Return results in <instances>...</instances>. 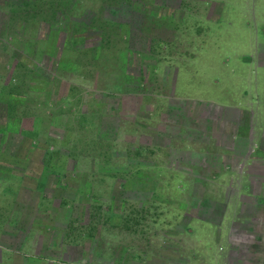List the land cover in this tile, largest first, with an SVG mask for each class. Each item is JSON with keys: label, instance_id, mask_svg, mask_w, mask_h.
I'll use <instances>...</instances> for the list:
<instances>
[{"label": "rangeland", "instance_id": "374dc122", "mask_svg": "<svg viewBox=\"0 0 264 264\" xmlns=\"http://www.w3.org/2000/svg\"><path fill=\"white\" fill-rule=\"evenodd\" d=\"M185 5L189 9L187 15L167 16L150 15L149 0H0V188L8 186L11 191L8 190V221L1 226L7 227L8 223V232L29 233L25 252L35 254L40 232L62 221L63 213L71 220L65 234L64 229L55 228L59 236L54 247L59 253L45 254L39 260L29 257L24 260L26 264H89L91 252L94 253L93 264H163L164 259L167 264H180L190 256L181 251L179 218L187 213L196 214L202 205L199 199L204 194L207 197L202 206L204 213H218L213 210L215 202L227 203V189L203 192L196 190V186L190 187L197 178L211 183L214 178L218 182L222 175L218 176V172L215 177L200 176L204 173L191 155L201 150H219L218 144L209 142L216 132L214 123L230 116L228 112L216 110L212 104L205 106L193 98L198 86L208 87L209 79L199 83V78L176 77V67L179 71L186 68L190 59L195 60L203 43L211 42L209 39L198 43L197 37L207 30L211 32L214 16L207 12L197 14L196 9L200 7L195 0H188ZM134 8L139 13H134ZM53 18H57L60 25L69 22L66 33L50 30ZM21 20H24L22 24ZM19 26L26 29L22 37L25 41L8 42L11 31ZM86 42H101L104 58L96 60L95 52H77L78 46L82 48ZM36 45L40 52L31 61L37 65L36 70L31 69L34 65L23 66L24 73L14 84L16 88L8 90V56L12 52L21 54L14 51L19 48L32 56ZM205 52L202 64L211 72L209 55L214 53L213 45L205 47ZM98 71L104 73L100 79L96 75ZM40 72L41 78L53 80L51 86L47 87L41 79V84L31 88L33 91H27L29 76L35 78ZM182 83L194 93L187 91L183 93L187 97L177 98L175 88ZM158 98L161 101H157ZM169 105L175 106L171 115L165 112ZM151 109L155 110L153 116L149 115ZM137 116L140 123L135 126L133 118ZM149 117L154 119L149 124L153 132L165 133L164 137L162 134L157 137L160 143H151L149 135L140 129L139 124ZM51 122L63 126L49 128ZM99 123L105 124L102 138H109L108 141L97 138ZM198 124L199 127L204 124L207 133L204 143L202 130L197 131ZM117 126L118 133L113 129ZM51 130H56V136H61L64 130L67 141L63 144L80 156L79 168L89 173L92 170L95 185H91V191L74 190L68 176L61 181L60 188L53 185L58 181L52 175L47 177L46 185L37 180L34 172L41 167L46 140L57 144L51 138L55 137ZM98 135L101 137L100 133ZM121 137L127 142L119 141ZM138 144H141L139 148ZM27 151V159H24ZM135 152H142L140 162L131 161L126 171L116 168L120 156L131 159L137 157ZM165 153L171 158L167 159ZM182 155V160H178ZM156 160H168L169 167L161 170L164 167L158 164L154 172ZM206 161L213 162L211 158ZM72 165V159L65 163L68 168ZM107 169H110L108 173ZM13 171L24 172L21 177H25L24 184L30 190L23 195L17 189L18 184L14 187L8 180L1 179ZM119 182L124 183V188L112 191ZM184 185L189 187L184 189ZM261 193L264 195V191ZM236 195L231 203L241 206L239 191ZM112 197L124 200L120 213L113 209L119 206L112 204L116 202ZM186 198L188 202L182 204ZM240 211L241 208L232 206L230 213L238 215ZM118 214L123 216L121 221L113 219ZM92 215H96L94 231L82 228L81 222L87 223ZM99 223H103V228L97 233ZM21 242L8 235V264L20 263L22 255L16 256L14 249H21ZM64 244L70 245L66 248ZM191 261L194 263L195 259Z\"/></svg>", "mask_w": 264, "mask_h": 264}, {"label": "crops", "instance_id": "0c3cea01", "mask_svg": "<svg viewBox=\"0 0 264 264\" xmlns=\"http://www.w3.org/2000/svg\"><path fill=\"white\" fill-rule=\"evenodd\" d=\"M186 1L188 0H149V4H151L149 13L150 15L155 13L167 16L187 15L189 9L187 5H185ZM195 1L196 4L198 2V7H200V10L196 9L197 14L204 15L207 12L214 16L211 22V32L207 30L206 34L203 33L202 36L198 35V43L206 42L209 39L211 42L207 44L203 43L202 48L197 51L195 60L190 59L186 63V68L184 67L179 71V68L176 67V77H181L182 80L199 78V83L209 79L210 82L208 87L198 86V91L196 90V95L193 98L198 99L199 102L205 104V106L212 104L216 110L228 112L230 117H226L222 120L218 119L216 123H214V130L216 132L212 134L209 142L218 144L219 150H201L197 151L195 156L191 155V158L195 157L198 160L197 167L204 173L199 174L200 176L209 174L215 177L218 172V176L222 175L219 177L218 182L216 180L217 178L213 177L214 179L211 183L200 181L197 178L198 181L196 180L195 183H191L190 187L196 186V190L201 189L203 192L209 189L220 191H225L227 189L229 194L226 204L223 201L215 202V205L213 204V210L218 213H204L203 207L207 198L204 194L202 199H199V203H202V205L198 207L196 214L187 213L179 218L182 224L180 231L182 236L181 251L182 254L186 253L187 256H190L188 261H182L180 264H189V261L192 259H195V262L193 263L191 261V264H264V195L261 193L264 191V0ZM134 13L139 12L135 9ZM202 25L206 26L204 23ZM202 29V31L205 32L206 29L203 27ZM25 31L26 29L24 28L19 31L17 29L12 30L10 41L8 38V42H17V39L24 40L22 37ZM14 32L19 33L16 34ZM58 32H60V30H58ZM64 32L66 33V31ZM35 41L36 40L31 42ZM212 45L214 53L210 54L209 57L212 59L210 61H212L213 70L208 72L203 66L202 60L206 53L205 47ZM38 48V45H36L34 55L32 56L26 55L25 51H22L21 55L15 56L19 57L16 59L12 54L8 56V90H14L16 88L14 84L15 82L17 83V80L21 78V74L24 73L23 66H27L28 64L34 65L31 69H33L32 71L36 70L37 65L31 63V61L39 55L40 51ZM79 50L85 53L86 51H90L91 53L95 52L98 55L94 56L96 60H102L104 58L101 42H86L85 46L82 48L78 46L77 52ZM34 62L38 64L36 60H34ZM59 63H61V59H59L58 64ZM43 68L45 70V65ZM31 69L29 68V70ZM179 72L180 75H177ZM96 75L98 79H100L104 73L98 71ZM41 77H43L41 72L35 75V78L34 76H29V80L26 83V87L29 88L27 91H33L31 88L34 85L37 86L41 84V79H43L47 87L51 86L53 80H47ZM182 84L184 86L182 85L175 88L176 95L178 96L177 98L187 97L184 96L183 93L191 90H189L188 86H185L186 84ZM136 85L138 84L136 83ZM47 93L50 95L51 90L49 89ZM158 97H160V95H158ZM161 97L164 96L161 95ZM157 101H161V99L158 98ZM174 107V105H169L165 112L171 115V112H175ZM154 114L155 110L151 109L149 115L153 116ZM153 120L154 119L149 117L139 125H141V131H145V133L149 135L151 143L157 144L160 143V140H157L159 134H162L164 137L165 133L162 131L153 132L154 129L149 126V124H152ZM125 123H127V121H125ZM133 123L134 125L140 123L138 116L133 118ZM52 125L61 128L63 126L62 124L51 122L48 124L49 128ZM203 125L199 127L198 124L197 131L199 133L202 130V142L204 143L206 141L204 137L205 135L207 136V133ZM119 127H121V125H119ZM201 127H203V129H201ZM104 128L105 124L99 123L97 130L98 133L101 134V137H99L97 133V138L102 141H108L109 138H102V134L106 132V130H103ZM117 128L118 126L116 128L113 127L116 131L118 130ZM55 131L56 130H51V134L55 136L51 138L54 139L57 144H53L46 140L40 158L41 167L38 168L37 172H34L37 175V180H41L42 185H46L47 177L52 175L58 181L57 183L54 182L53 185L56 184V188H60L62 186L61 181L68 176L70 177V183L75 186L74 190L84 188L87 191H91V185H95L92 179V170H90L89 173L79 168L81 161L80 156L74 154V152L63 144L67 141V135L64 133V130L61 136H56ZM138 132H140V130ZM155 136L156 140L154 142ZM110 139L114 140L116 138ZM184 139L187 140V137H184ZM119 141L127 142L124 137H121ZM134 145L135 144H133V146ZM140 145L141 144H138L137 147L139 148ZM139 154L136 153L137 157L131 159L123 155L120 156V164H118L116 168L126 171L131 161L136 163L135 161L141 160ZM27 156L28 151L25 152L24 159H27ZM49 157L53 158L52 161L49 160ZM166 157L167 159L171 158L167 156V154ZM182 158L183 155L182 157L178 156V160H182ZM208 158L213 160L212 164L206 161ZM71 159L73 165L68 168L65 166V163ZM155 163L153 164L154 172H156L157 167L160 166L158 164L164 167L161 170H165L169 167L168 160L165 162H158L156 160ZM177 167H179L178 163L176 168ZM110 169L112 171V168ZM110 169H107V173ZM187 170L188 169H186V173H188ZM102 171L103 169H101V172ZM3 172L4 171L1 173ZM22 173L24 172L13 171L12 173H8V176H1L2 181L8 180V184L14 187L18 184L17 189L21 191V195L30 190V188L24 184L25 177H21ZM76 175L80 178L76 177ZM7 187L0 188V264H8V235L12 236L13 239L18 238L23 241V243L21 242V249H14L16 256L19 257L22 255L20 263L15 264H26L24 260H28L29 257H35L39 260L45 256V254L56 255L59 253L58 248L54 247L59 235L54 231L55 228L58 227L64 229L63 233L65 234L71 224L70 217L68 218L62 212L65 216L64 219L62 221H57L56 224H54L55 227L54 225H52V228L50 226L48 231L40 232L35 254H29V252L25 251L28 249L30 234L23 230L21 232L17 230L8 232V223L7 227H5V224L1 226L2 223L8 221V198L10 197L8 196L9 189ZM188 187V185L182 186L184 189ZM123 188L124 183L119 182L116 183L112 191H121ZM148 188L151 189L152 187L149 186ZM237 191H239L241 196L240 200L243 202L241 206L231 203L233 198L236 199ZM90 198L91 197H89V199ZM112 198V201L116 200V202L112 204L119 206L113 207V209L116 213H120L121 204L124 203V200L121 198ZM215 200H217V198ZM181 202L182 204L188 202V198ZM61 203L62 201L58 203V205ZM65 206L70 207L71 205L66 204ZM232 206L239 207V209L241 208L240 214L232 215L230 213ZM186 210H188V206ZM95 217H90L87 223L81 222V227L94 231L96 223L94 222ZM122 217V215L119 216L118 214L113 217V219L121 221ZM91 219H93V221ZM102 228L103 223H99L97 225V233H99ZM96 238H99V236H96ZM45 239L49 241L46 242ZM11 243L12 241L10 245L13 246ZM45 243L48 244L44 247ZM69 245L70 244H64L66 248H68ZM84 254L86 256L88 255L87 252ZM89 256V264H91L94 253L91 252ZM182 259L184 258L182 257ZM165 263L166 259L163 261V264ZM28 264L32 263L28 262Z\"/></svg>", "mask_w": 264, "mask_h": 264}, {"label": "trees", "instance_id": "16d2710c", "mask_svg": "<svg viewBox=\"0 0 264 264\" xmlns=\"http://www.w3.org/2000/svg\"><path fill=\"white\" fill-rule=\"evenodd\" d=\"M23 8H18V10H22ZM23 15H25V14H23ZM27 19H30V18H27ZM26 19V20H27ZM24 20H21V24H22V22H23ZM50 25H51V27H50V30H60V32H64L65 30H67L66 28L69 26V22L68 21H66V22H63V24H61L60 25V23H59V20L57 19V18H53V20H51V22H50ZM22 26V25H21ZM22 28H20V26L17 28V30L19 31V30H21ZM14 33H16V32H14ZM19 32H17L16 34H18ZM15 35V34H14ZM16 49V48H15ZM14 51H17V53L19 52V53H22V51L24 52V50L22 49V48H19V49H16V50H14ZM18 54H14V52H12V56H14V58L16 59V58H19V57H15V56H17ZM19 55H21V54H19ZM18 55V56H19ZM18 64H19V61H18ZM21 65H23L22 63H20ZM33 70V69H32Z\"/></svg>", "mask_w": 264, "mask_h": 264}]
</instances>
